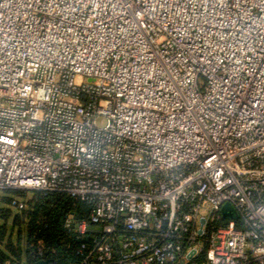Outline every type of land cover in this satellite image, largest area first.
I'll use <instances>...</instances> for the list:
<instances>
[{"label": "built area", "instance_id": "built-area-1", "mask_svg": "<svg viewBox=\"0 0 264 264\" xmlns=\"http://www.w3.org/2000/svg\"><path fill=\"white\" fill-rule=\"evenodd\" d=\"M6 190L74 264H264V0H0Z\"/></svg>", "mask_w": 264, "mask_h": 264}, {"label": "trees", "instance_id": "trees-1", "mask_svg": "<svg viewBox=\"0 0 264 264\" xmlns=\"http://www.w3.org/2000/svg\"><path fill=\"white\" fill-rule=\"evenodd\" d=\"M16 192L24 193L26 191L16 190ZM34 193V197L27 203L25 202L26 208L22 210L29 219L28 262L26 264H36L40 261L35 257L32 248V245L40 240L44 241L47 247L44 261L48 264H74L77 242L65 229V219L70 213L85 212L88 214V208L86 205L76 204L65 194ZM8 217L9 214L6 218ZM15 223H20L19 217H15ZM5 234L6 228L0 227V241H5ZM10 244L12 243L5 245L9 246ZM19 244L21 245V243ZM21 258L22 250L16 256L0 252L1 264L8 261L11 264H24Z\"/></svg>", "mask_w": 264, "mask_h": 264}, {"label": "rangeland", "instance_id": "rangeland-1", "mask_svg": "<svg viewBox=\"0 0 264 264\" xmlns=\"http://www.w3.org/2000/svg\"><path fill=\"white\" fill-rule=\"evenodd\" d=\"M98 124L104 127L106 122L100 119ZM34 195L33 191L24 193L8 190L0 191V227L6 228L5 241H0V252L16 256L22 250L21 259L24 264L28 262L29 219L24 215V212L12 206L11 200L27 203ZM7 213L9 214L8 218H6ZM15 217L20 218V223H15ZM8 243L12 244L6 246L5 244Z\"/></svg>", "mask_w": 264, "mask_h": 264}, {"label": "water", "instance_id": "water-1", "mask_svg": "<svg viewBox=\"0 0 264 264\" xmlns=\"http://www.w3.org/2000/svg\"><path fill=\"white\" fill-rule=\"evenodd\" d=\"M36 264H48V263L46 261H40V262H38Z\"/></svg>", "mask_w": 264, "mask_h": 264}]
</instances>
